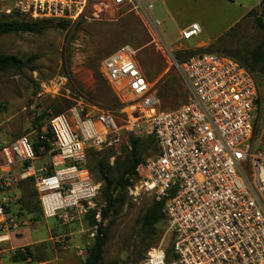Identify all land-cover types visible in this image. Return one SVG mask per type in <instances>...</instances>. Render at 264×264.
I'll return each instance as SVG.
<instances>
[{
  "label": "built area",
  "instance_id": "1",
  "mask_svg": "<svg viewBox=\"0 0 264 264\" xmlns=\"http://www.w3.org/2000/svg\"><path fill=\"white\" fill-rule=\"evenodd\" d=\"M0 1L7 16L73 25L101 21L109 10L130 7L144 21L150 44L167 54L179 70L188 95L187 102L177 108L161 109L155 89L135 59L138 50L130 45L119 47L103 61L107 81L120 93L136 97L137 115L129 116L134 122L129 120L125 129L146 125L157 139L159 154L137 167L134 189L163 204L166 235L175 257L172 264H264V145L253 147L260 87L245 66L215 52L176 59L160 21L152 14L157 0ZM201 32L200 25L192 23L180 36L190 40ZM48 130L51 149L42 146L40 150L49 155V163L35 165L40 155L28 136L0 142V162L8 167L21 164L17 179L34 180L45 219L76 223L95 208L101 188L86 166L88 144H106L117 130L116 123L104 112L92 115L75 107L69 115L52 114ZM39 138L48 141L43 132ZM12 180L11 175L0 178V229L4 232L0 241L10 230L7 189ZM100 218L98 212L96 219ZM12 222L15 228L17 223ZM167 261L166 250L159 247L151 249L140 264ZM26 262L42 264L32 258Z\"/></svg>",
  "mask_w": 264,
  "mask_h": 264
},
{
  "label": "rangeland",
  "instance_id": "2",
  "mask_svg": "<svg viewBox=\"0 0 264 264\" xmlns=\"http://www.w3.org/2000/svg\"><path fill=\"white\" fill-rule=\"evenodd\" d=\"M263 1L157 0L152 9L174 51L173 56L179 61L196 53L217 52L252 67L261 98L255 114L254 149L264 145V31L256 22L257 18L264 22ZM251 11L255 12L254 16L248 15ZM7 19L4 3L0 1V21ZM192 23L200 25L201 34L182 40L180 32ZM150 42L151 36L144 21L130 7L109 10L101 21L82 20L67 30L50 25L41 34L0 36V53L15 55L24 61L33 58L22 71H0V142L10 143L23 136L37 141L42 132L49 135L48 123L52 114L61 110L69 115L71 109L77 107L92 115L109 114L117 127L101 147L88 144L91 148L88 149L86 166L95 182L98 160H103L111 179L116 180L120 175L127 157L126 149H133L130 135L139 139L137 152L142 154L145 163L155 154L148 127H134L132 131L125 129L129 120L134 122L129 116L137 115L134 112L136 97L122 94L111 85L102 72V64L119 47L130 45L138 50L135 59L155 89L161 109H175L188 99L181 74L168 55ZM202 42L208 45L206 49L190 50ZM256 49H260L262 56L257 63L253 61ZM46 156L42 155L43 161L49 160ZM137 181L133 179L128 189L118 192L120 203L104 222L107 237L104 264H140L151 249L162 247L167 251L171 247L164 221L152 228L144 226L143 219L154 200L148 194H136L134 185ZM10 184L7 193L12 201L8 209L36 208L39 201L31 180L24 185ZM102 188L103 185L94 201L95 208L91 210L96 213L106 205ZM91 217L89 212L80 227L87 233V238ZM97 221L100 222L101 218ZM48 226L59 227V224L53 218L42 220L32 228L33 238H45ZM91 232L96 235L97 226L91 228ZM93 240L91 237V245ZM59 241L60 250L74 248L69 238H60ZM83 254L86 259L88 253ZM174 261V257H170L167 264Z\"/></svg>",
  "mask_w": 264,
  "mask_h": 264
},
{
  "label": "trees",
  "instance_id": "3",
  "mask_svg": "<svg viewBox=\"0 0 264 264\" xmlns=\"http://www.w3.org/2000/svg\"><path fill=\"white\" fill-rule=\"evenodd\" d=\"M264 3V1H263ZM249 16H254L255 12L251 11ZM7 20L0 21V36L8 35L12 33H34V34H41L43 31L50 25H56L63 30H67L73 24L68 21H54V20H30L25 17H20L18 15H10L7 16ZM264 17V14H263ZM258 26L264 31V22L261 18H257L256 20ZM264 47V42L263 45ZM257 51L254 54L253 61L255 63L259 62L262 59L260 49H256ZM187 59V58H186ZM33 58L28 60L29 62L32 61ZM185 60V59H184ZM28 61H24L18 56L15 55H8L0 53V71L6 72L10 70L14 71H22L24 68L28 66ZM242 64V63H241ZM243 65V64H242ZM245 66L254 76L255 74L252 72L251 68L246 65ZM257 81V78L255 76ZM258 84V81H257ZM54 114H62L61 110H57ZM48 141H41L39 136L37 141H32V144L35 148L37 154H43L40 148L42 146L45 147L44 150L49 151L51 149L52 144V133L49 131ZM131 144L133 146L132 150L127 151V157L124 162V167L118 175L116 180H113L109 177L108 171H105V166L103 160H98L96 168L98 170V175L96 178L97 183H100L102 188V194L106 199V205L101 208V221L98 222L96 219V211H90L91 217V225L90 228L97 226V233L94 236V240L92 245L88 249V258L83 264H104V255H105V246L107 244V237L105 234V227L104 222L107 218L110 217V214L113 210H115L120 203V197L117 195L118 192L125 191L131 185L133 179L138 180L136 169L137 167L144 162L142 154L139 155L137 152V146L139 144V139H134L133 136L130 135ZM151 138L155 145V154L152 157H155L159 154V146L155 135L151 134ZM91 147H87L86 156L88 155V149ZM150 157V158H152ZM109 169L112 170L111 167ZM33 184L34 180L30 179ZM35 186V185H34ZM101 190V189H100ZM36 191V189H35ZM37 193V191H36ZM144 226L145 227H155L164 221L166 225V217L163 213V204L154 201L152 206L148 209L147 214L145 216ZM27 253V256L25 255ZM167 259L170 257H174L172 248L170 247L169 250L166 251ZM28 258L34 257L29 249H24V251L20 250L16 252L15 259H20L21 261H26ZM175 258V257H174Z\"/></svg>",
  "mask_w": 264,
  "mask_h": 264
},
{
  "label": "crops",
  "instance_id": "4",
  "mask_svg": "<svg viewBox=\"0 0 264 264\" xmlns=\"http://www.w3.org/2000/svg\"><path fill=\"white\" fill-rule=\"evenodd\" d=\"M207 47L208 45L202 42L199 43L196 48H192L190 50H203ZM46 157L49 158V160L43 161L44 157L42 158V155H40V158L36 161L35 165L37 167H41L45 165V163H49V155ZM41 158L42 160H40ZM0 166V178L11 175L13 179L11 183L18 182L21 185H24V183H27L30 180L17 179L22 167V165L19 163L8 167L4 164V161L1 160ZM25 200L26 199L22 200L21 202L24 203ZM20 209H7V218L9 220L8 225L10 226V230L8 232L7 238L4 241H0V264H28L26 261L24 262L20 259H15L16 252L24 249H29L35 261L41 262L42 264H83L87 260L88 256L85 259L83 257V253H85V251L88 252V249L91 246L90 234L92 232L91 228L89 227L88 229L90 230V234L89 238H87V233L85 230L80 229V227H82V219H84V217L76 223L67 225L62 224L58 219L53 218L57 220L59 227L48 226L47 236L43 239L36 240L33 238L32 228L40 224L42 220L48 221L52 218L45 219L43 217L40 201L36 208L32 207L31 209H28L20 207ZM12 221L17 223L15 228L13 227ZM2 235H4V232H2L0 229V237ZM76 236L79 237L76 239ZM60 238H69L72 241L71 244L74 246V248L71 249L70 247H67L66 250H60L57 245ZM86 246L88 248L87 250L85 249Z\"/></svg>",
  "mask_w": 264,
  "mask_h": 264
},
{
  "label": "bare ground",
  "instance_id": "5",
  "mask_svg": "<svg viewBox=\"0 0 264 264\" xmlns=\"http://www.w3.org/2000/svg\"><path fill=\"white\" fill-rule=\"evenodd\" d=\"M98 127V130H99V132L101 133V134H104V128L101 126V125H98L97 126Z\"/></svg>",
  "mask_w": 264,
  "mask_h": 264
}]
</instances>
